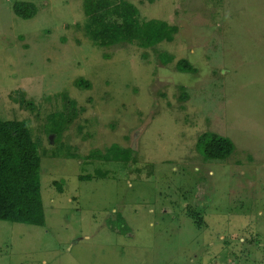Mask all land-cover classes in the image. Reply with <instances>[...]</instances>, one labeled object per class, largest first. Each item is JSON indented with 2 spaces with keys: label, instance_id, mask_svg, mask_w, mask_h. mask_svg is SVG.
I'll return each mask as SVG.
<instances>
[{
  "label": "rangeland",
  "instance_id": "1",
  "mask_svg": "<svg viewBox=\"0 0 264 264\" xmlns=\"http://www.w3.org/2000/svg\"><path fill=\"white\" fill-rule=\"evenodd\" d=\"M127 1L174 40L100 46L85 0H0V118L30 126L46 215L0 220V264H264V0Z\"/></svg>",
  "mask_w": 264,
  "mask_h": 264
},
{
  "label": "trees",
  "instance_id": "2",
  "mask_svg": "<svg viewBox=\"0 0 264 264\" xmlns=\"http://www.w3.org/2000/svg\"><path fill=\"white\" fill-rule=\"evenodd\" d=\"M13 8L25 19L37 13L35 4L28 1L16 2ZM84 9L86 31L100 46L137 43L149 48L173 41L178 31L177 25L163 20L141 19L138 7L127 0H85ZM163 61L168 63L171 58L164 55ZM176 65L182 71H196L187 59L178 60ZM78 83L86 82L81 79ZM33 137L26 121L0 118V220L43 226L42 158ZM197 148L206 159L222 160L233 153L235 146L230 138L207 131L199 137ZM112 149L115 158L124 162L132 152L117 144Z\"/></svg>",
  "mask_w": 264,
  "mask_h": 264
}]
</instances>
